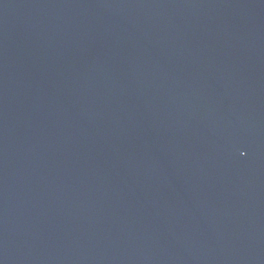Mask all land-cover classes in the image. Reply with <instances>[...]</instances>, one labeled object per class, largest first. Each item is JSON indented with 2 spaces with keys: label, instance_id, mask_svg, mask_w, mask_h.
<instances>
[{
  "label": "water",
  "instance_id": "obj_1",
  "mask_svg": "<svg viewBox=\"0 0 264 264\" xmlns=\"http://www.w3.org/2000/svg\"><path fill=\"white\" fill-rule=\"evenodd\" d=\"M0 264H264V0H0Z\"/></svg>",
  "mask_w": 264,
  "mask_h": 264
}]
</instances>
